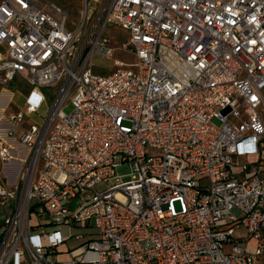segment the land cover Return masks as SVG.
<instances>
[{
  "label": "built area",
  "instance_id": "1",
  "mask_svg": "<svg viewBox=\"0 0 264 264\" xmlns=\"http://www.w3.org/2000/svg\"><path fill=\"white\" fill-rule=\"evenodd\" d=\"M91 2L71 29L0 0V85L29 88L0 115V264H264V0ZM109 25L134 61L97 73ZM77 227L97 236L59 260Z\"/></svg>",
  "mask_w": 264,
  "mask_h": 264
},
{
  "label": "rangeland",
  "instance_id": "2",
  "mask_svg": "<svg viewBox=\"0 0 264 264\" xmlns=\"http://www.w3.org/2000/svg\"><path fill=\"white\" fill-rule=\"evenodd\" d=\"M39 4H45L47 2H53L60 6L63 10L67 11L68 13V27L71 29L77 28L81 21V12L85 9V0H36ZM105 0H98V2H91V5L89 6L90 10H93V15L97 16L99 12L104 8ZM105 35L109 37L112 41V44L115 46V51L112 60L105 59L100 56H94L91 58L92 67L97 73H105L108 70H110L113 67V60L115 58H120L126 62H133L134 56L131 53L125 52L123 50V45L127 41L128 38V32L127 30H124L120 28L117 25H109L105 29ZM28 85L24 81L16 80L14 83L1 86L0 85V111H5V113L9 112L11 109H15V107L21 106L23 104L25 93L28 90ZM7 92V93H4ZM45 94L52 93L53 89L45 88L43 91ZM6 94V95H5ZM24 94V95H22ZM3 98V99H2ZM3 100V101H2ZM51 106V102L49 101L48 104L44 105L40 111L37 114H34L29 120L31 122L36 123H43L44 117L48 114L49 109ZM74 109V105L71 101V97L67 99L64 105V111L66 113L72 112ZM258 158L257 155H252L249 157L250 161L256 160ZM5 167L3 166L2 161L0 160V172L5 171ZM7 170V168H6ZM130 171V168L127 164L121 165L116 169V174L127 173ZM113 183H100L96 185L95 189L101 191L107 187L110 186V184ZM87 192L83 193L82 196H87ZM119 199H124L125 197L120 193L118 195ZM74 204L77 206L80 204V199L74 201ZM0 209L1 214L5 217L9 214V208L4 206L2 203H0ZM11 211V209H10ZM43 217H37V215H32L31 217V223H38L40 220H42ZM74 235L66 239L61 245L58 247L59 253L57 254L59 260H67L70 255V251L74 248L82 245L84 242L94 238L97 236V232H88L87 230L81 229V228H75L73 230ZM64 234H68L67 230H64ZM75 234H81L82 237L79 238ZM244 234L243 228L238 229L235 232V235H242ZM224 250L226 252L231 250V246L228 244L224 245Z\"/></svg>",
  "mask_w": 264,
  "mask_h": 264
},
{
  "label": "crops",
  "instance_id": "3",
  "mask_svg": "<svg viewBox=\"0 0 264 264\" xmlns=\"http://www.w3.org/2000/svg\"><path fill=\"white\" fill-rule=\"evenodd\" d=\"M93 2H98V0H93ZM4 93H7V92H4ZM6 95V94H5ZM24 95V94H22ZM25 96V95H24ZM1 97V96H0ZM3 99V98H2ZM3 101V100H2ZM0 115H1V111H0ZM260 115H261V118L264 122V103L263 105L260 107ZM6 217V216H5ZM2 214H1V209H0V223L3 221V219L5 218Z\"/></svg>",
  "mask_w": 264,
  "mask_h": 264
},
{
  "label": "trees",
  "instance_id": "4",
  "mask_svg": "<svg viewBox=\"0 0 264 264\" xmlns=\"http://www.w3.org/2000/svg\"><path fill=\"white\" fill-rule=\"evenodd\" d=\"M28 93V90L26 91V93L25 94H27Z\"/></svg>",
  "mask_w": 264,
  "mask_h": 264
}]
</instances>
